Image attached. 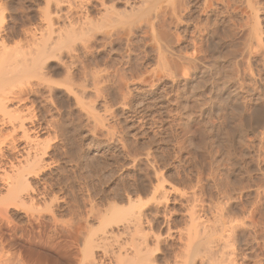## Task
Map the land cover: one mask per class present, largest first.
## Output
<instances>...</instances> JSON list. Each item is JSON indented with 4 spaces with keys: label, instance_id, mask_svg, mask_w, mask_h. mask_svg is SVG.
<instances>
[{
    "label": "rangeland",
    "instance_id": "obj_1",
    "mask_svg": "<svg viewBox=\"0 0 264 264\" xmlns=\"http://www.w3.org/2000/svg\"><path fill=\"white\" fill-rule=\"evenodd\" d=\"M1 98L0 264H264V0H0Z\"/></svg>",
    "mask_w": 264,
    "mask_h": 264
},
{
    "label": "bare ground",
    "instance_id": "obj_2",
    "mask_svg": "<svg viewBox=\"0 0 264 264\" xmlns=\"http://www.w3.org/2000/svg\"><path fill=\"white\" fill-rule=\"evenodd\" d=\"M48 27H50V26H48ZM51 28H52V27H51ZM51 28H50V29H51ZM255 28H256V27H255ZM48 29H49V28H48ZM50 29H49V30H46V32L43 33V34H46L47 31H48L49 35H47L48 33L46 34V36L43 35V36H45V37H44V38L42 37V39L40 40V41L42 42V43L39 42V43H40V46L36 44L37 46L32 50V55H33V57H32V61H31V62H35L38 58L43 59V58H42L43 56L48 55V54L52 51V48H53L52 44H53V39H54V37H53L54 30H50ZM29 30H30V29H29ZM26 32H27V31H26ZM29 33L32 35V39L36 40V38H35L36 34L34 33V31H33V32L30 31ZM43 39H44V40H43ZM35 42H36V41H35ZM39 43H38V44H39ZM14 48H15V47H14ZM14 48H13L12 50H11V49L8 50V49H6V47H4V52H7L8 54H12V53H14V52L16 51V48H15V49H14ZM13 95H14V94H13ZM17 95H19V94H17ZM7 96H8V95H7ZM1 97H2V96H1ZM5 97H6V94H5L4 98H5ZM12 97H13V96H11V99L14 98V97H13V98H12ZM22 97H23V96H22ZM6 98H7V97H6ZM9 98H10V97H9ZM20 99H22L21 96H20ZM0 101H2V98L0 99ZM3 102H5V101L3 100ZM3 102H2V103H3ZM3 106H4V105H3ZM6 107H7V106H5V108H6ZM9 112H10V111H9ZM13 112H14V111H13ZM15 114H16V113H15ZM12 115H13V114H12ZM17 115H19V114H17ZM14 116H15V115H14ZM19 116H20V115H19ZM19 116H17V117H19ZM14 118H15V119H18V118H16V117H14ZM19 118H20V117H19ZM20 122L23 123V120H21ZM21 125L23 126V124H21ZM16 130H17V129H16ZM16 130H14V131H16ZM13 134H14V133H13ZM0 151H1V148H0ZM1 153H2V152H1ZM129 216H130V215H129ZM129 216H128V217H129ZM135 217H136V216H135ZM123 219H124V218H123ZM125 220H126V219H125ZM129 220H130V219H129ZM134 220L136 221L135 218H134V219L131 218V220H130L129 223H130V224H133V223H134V222H133ZM139 220H140V219H139ZM139 220H138V221H139ZM116 221H117V220H116ZM121 221H122V220H121ZM131 221H132V222H131ZM138 221H137V223H138ZM129 223H128V224H129ZM135 223H136V222H135ZM135 223H134V225H135ZM137 225H138V224H136L135 227H137ZM132 226H133V225H132ZM137 229H140V227L137 228ZM137 229L135 228V230H137ZM127 230H128V229H127ZM124 231H125V230H124ZM128 231H130V230H128ZM105 232H106V231H105ZM126 232H127V231H126ZM130 232H131V231H130ZM130 232H129V233H130ZM134 232L137 233L138 230H137V231H134ZM121 233H122V232H121ZM121 233H120V234H121ZM129 233H128V234H129ZM135 233H134V234H135ZM91 234H92V233H91ZM103 234H105V233H103ZM106 234H107V233H106ZM114 234H115V233H114ZM131 234H132V233H131ZM134 234H133V236H132L133 238H135V237H134ZM147 234H148V233H147ZM121 235L124 236V234H121ZM125 235H126V234H125ZM135 235H136V234H135ZM111 236L113 237V235H111ZM115 236H117V235H114V237H115ZM127 236H128V235H127ZM143 236L146 237L147 235H145V234L143 235V234H142L141 237H143ZM114 237H113V238H114ZM120 237H121V236H118V238H120ZM124 237H125V236H124ZM153 237H154V236H153ZM89 238H90V236H89ZM101 238H102V237H101ZM101 238H100V240H101ZM110 238H111V237H110ZM118 238L115 237V240H114V241L116 242V239H117V242H118V244H119V241H120L121 238L119 239V241H118ZM133 238H132V241H134ZM156 238H157V237H156ZM94 239H95V238H94ZM138 239H139V238H138ZM144 239H145V238H144ZM146 239H147V237H146ZM90 240H91V239H90ZM159 240H160V239H159ZM199 240H200V239H199ZM92 241H93V240H92ZM92 241H91V243H89V244H92ZM104 241H105V240H104ZM112 241H113V239H112ZM203 241H204V240H203ZM93 242H94V241H93ZM98 242H99V241H98ZM107 242H108V241H107ZM127 242H128V241H127ZM145 242H147V241L145 240L144 243H145ZM156 243H157V242H156ZM199 243H200V242H199ZM202 243H203V242H202ZM205 243H206V242H205ZM89 244H86L85 248H86V247H89V246H87V245H89ZM109 244H110V243H109ZM112 244H113V243H112ZM116 244H117V243H116ZM116 244H115V245H116ZM121 244H122V243H121ZM141 244H142V243H141ZM141 244H140V245H141ZM146 244H147V243H146ZM99 245H100V244H99ZM110 245H111V244H110ZM137 245H138V243H137ZM140 245H139V246H140ZM90 246H91V245H90ZM93 246H96V245H93ZM105 246H106V245H105ZM105 246H104V247H105ZM117 246H118V245H117ZM135 246H136V245H135ZM143 246H144V244H143ZM91 247H92V246H91ZM96 247H97V246H96ZM99 247H100V246H99ZM104 247H103V248H104ZM121 247H122V250H123L124 247H123V246H121ZM121 247H119L120 250H121ZM144 247H145V246H144ZM146 247H147L146 249H148L146 252H150V248H149L147 245H146ZM194 247H195V246H194ZM92 248H93V247H92ZM105 248H106V247H105ZM117 248H118V247H117ZM119 248H118V249H119ZM138 248H139V247H138ZM138 248L136 247L135 249H138ZM142 248H143V247L141 246V249H140V250H139V249H138V250H135V249H134L133 251H136L134 254H135V256H136V254H137V256H136V257L138 258V259L136 258L137 261L139 260V262H140V257H141V256H139V255L142 254L143 256H142L141 258H142V259L145 258V260H141V262H142V261H143V262H142V263L140 262V264H146L145 261H147V260L150 258L149 255H152V253H153L154 251H153L152 253L150 252V254L148 253V256H147V257H149V258L146 259L147 257H145V256L147 255V253H146V255L144 254L145 252H144V253L141 252V254L138 253V252H140V251L142 250ZM192 248H193V247H192ZM90 249H91V248L87 249L86 252L84 251L85 253L83 254V256H85V254H87V253H88V254H87L86 257H85L86 259H85V258H84V259L82 258L83 260H85V261L82 260V264H83V262H84L85 264H87L86 262H88V260H89V259H88V255H90V254L93 252L92 249H91V253H90ZM151 249H152V247H151ZM88 250H89V252H88ZM107 250H108V249H107ZM144 250H145V248H144ZM81 251H82V250H81ZM108 251H109V250H108ZM108 251H106V253H108ZM142 251H143V250H142ZM110 252H111V251H110ZM89 253H90V254H89ZM112 253L115 254L114 252H112ZM119 253H121V252H119ZM119 253H118V254H119ZM130 253H131V252H130ZM92 254H93V253H92ZM92 254H91L90 256L93 258ZM132 254H133V252H132ZM134 254H133V255H134ZM107 255H108V254H107ZM119 255H120V254H119ZM123 255H124V254H123ZM68 256H69V255H68ZM117 256H118V255H117ZM117 256H116V257H117ZM120 256L122 257V255H120ZM120 256H118V257L121 258ZM128 256H129V255H128ZM128 256H124V257H125V258L127 257V258H128V262H129V259H130V258H129ZM130 256H131V255H130ZM167 256H168V255H167ZM91 257H90V258H91ZM105 257H106V256H105ZM133 257H134V256H133ZM133 257L131 256V259H132V260H133ZM152 257H153V256H152ZM188 257H189V255H188ZM188 257H187V258H188ZM125 258L122 257L120 260H122V259L124 260ZM205 258H206V257H205ZM87 259H88V260H87ZM134 259H135V257H134ZM136 259H135V260H136ZM150 259H151V258H150ZM150 259H149V260H150ZM190 259H191V258H190ZM190 259H189V261H190ZM65 260H66V259H65ZM86 260H87V261H86ZM132 260H131V261H132ZM135 260H133L132 262L130 261V263H133ZM94 261H95V260H94ZM94 261H92V262H94ZM137 261H136L135 264H139V262L137 263ZM151 261H153V260H151ZM71 262H72V261H71ZM128 262L126 261V264H130V263H128ZM154 262H155V260H154ZM95 263H96V262H95ZM104 263H105V262H104ZM150 263H152V262H150ZM206 263H207V262H206ZM80 264H81V263H80ZM89 264H91V261H90V260H89ZM102 264H103V263H102ZM155 264H157V263H155Z\"/></svg>",
    "mask_w": 264,
    "mask_h": 264
}]
</instances>
